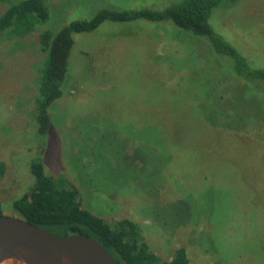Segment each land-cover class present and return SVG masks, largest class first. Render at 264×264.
Returning a JSON list of instances; mask_svg holds the SVG:
<instances>
[{
    "label": "rangeland",
    "instance_id": "374dc122",
    "mask_svg": "<svg viewBox=\"0 0 264 264\" xmlns=\"http://www.w3.org/2000/svg\"><path fill=\"white\" fill-rule=\"evenodd\" d=\"M152 1L46 0L49 30ZM227 3L214 9V29L264 63V0ZM73 37L70 84L44 136L38 33L0 36L3 215H16L41 158L48 175L79 186L87 209L137 223L162 260L185 246L189 264H264V86L254 94L171 21H106Z\"/></svg>",
    "mask_w": 264,
    "mask_h": 264
},
{
    "label": "trees",
    "instance_id": "16d2710c",
    "mask_svg": "<svg viewBox=\"0 0 264 264\" xmlns=\"http://www.w3.org/2000/svg\"><path fill=\"white\" fill-rule=\"evenodd\" d=\"M159 0L139 9H100L92 17L74 20L56 33L49 30L50 10L46 0H0V36L22 40L38 33L39 65L36 78V115L40 133L46 135L51 127L49 108L64 96L70 56L75 33L92 32L106 21L152 22L171 21L176 27L208 44L222 71L232 74L249 85L254 94L263 95L264 63H257L236 41L217 32L211 16L214 9H227V0ZM168 4V5H167ZM221 33V34H220ZM216 63V64H217ZM261 87V88H262ZM56 106V105H54ZM6 166L0 162V177ZM34 184L13 201L16 215L52 233L67 236L79 234L99 241L118 264H189L185 246L177 247L173 256L162 260L150 250L140 226L129 218L107 222L102 213L87 209L78 185L65 176H50L41 158L31 162ZM90 181L87 179V182ZM88 185V184H86ZM89 187V185H88ZM89 190V188H88ZM0 198V214H3Z\"/></svg>",
    "mask_w": 264,
    "mask_h": 264
},
{
    "label": "water",
    "instance_id": "95a60500",
    "mask_svg": "<svg viewBox=\"0 0 264 264\" xmlns=\"http://www.w3.org/2000/svg\"><path fill=\"white\" fill-rule=\"evenodd\" d=\"M0 264H118L96 239L61 236L20 216L0 214Z\"/></svg>",
    "mask_w": 264,
    "mask_h": 264
}]
</instances>
